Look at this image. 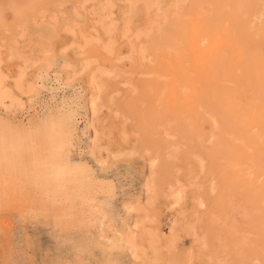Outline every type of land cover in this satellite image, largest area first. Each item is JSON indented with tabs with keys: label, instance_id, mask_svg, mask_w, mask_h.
Wrapping results in <instances>:
<instances>
[{
	"label": "rangeland",
	"instance_id": "1",
	"mask_svg": "<svg viewBox=\"0 0 264 264\" xmlns=\"http://www.w3.org/2000/svg\"><path fill=\"white\" fill-rule=\"evenodd\" d=\"M263 90L264 0H0V264H264Z\"/></svg>",
	"mask_w": 264,
	"mask_h": 264
},
{
	"label": "bare ground",
	"instance_id": "2",
	"mask_svg": "<svg viewBox=\"0 0 264 264\" xmlns=\"http://www.w3.org/2000/svg\"><path fill=\"white\" fill-rule=\"evenodd\" d=\"M218 19V18H217ZM67 29V28H66ZM196 32V31H195ZM194 32V33H195ZM232 32V31H231ZM224 36H226V35H224ZM196 37V36H195ZM198 38V37H197ZM194 40V39H193ZM219 41V40H218ZM96 42V41H95ZM186 42V41H185ZM193 43V42H192ZM88 44V43H87ZM221 45H225V44H222L221 43ZM231 45V44H230ZM219 46V45H218ZM229 46V45H228ZM222 47V46H221ZM224 48V47H223ZM222 49V48H221ZM194 50V49H193ZM217 51V50H216ZM208 52V51H207ZM193 53V52H192ZM209 53V52H208ZM214 53H215V50H214ZM212 54V53H211ZM240 55V54H239ZM210 56V55H209ZM236 57V56H235ZM234 57V58H235ZM211 58V57H210ZM239 60V59H238ZM241 60V59H240ZM197 70V69H196ZM243 77V76H242ZM244 89V88H243ZM253 91V90H252ZM251 92V91H250ZM263 92H264V90H263ZM169 96H170V100H171V102H173V104L175 105V104H178V98H177V96L175 95V86H174V84L170 87V91H169ZM189 97H188V99H187V102H186V105H190L192 102L194 103V100H195V92L193 91V89L191 90V92H190V94L188 95ZM191 107V106H190ZM244 139V138H243ZM10 140V139H9ZM8 140V141H9ZM7 141V142H8ZM4 143V142H3ZM8 144H10V142L8 143ZM5 146V145H4ZM8 146V145H7ZM10 147V146H9ZM3 149V148H2ZM7 149V148H6ZM5 150V149H4ZM7 154H8V151H7ZM51 154V153H50ZM259 182H261V181H259Z\"/></svg>",
	"mask_w": 264,
	"mask_h": 264
}]
</instances>
